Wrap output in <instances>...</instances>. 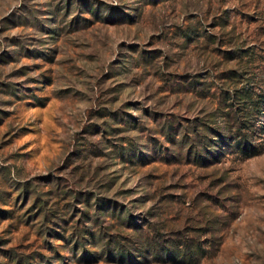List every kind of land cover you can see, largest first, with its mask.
Wrapping results in <instances>:
<instances>
[{
    "label": "rangeland",
    "instance_id": "1",
    "mask_svg": "<svg viewBox=\"0 0 264 264\" xmlns=\"http://www.w3.org/2000/svg\"><path fill=\"white\" fill-rule=\"evenodd\" d=\"M262 57L264 0H0V264H264V150H206Z\"/></svg>",
    "mask_w": 264,
    "mask_h": 264
},
{
    "label": "trees",
    "instance_id": "2",
    "mask_svg": "<svg viewBox=\"0 0 264 264\" xmlns=\"http://www.w3.org/2000/svg\"><path fill=\"white\" fill-rule=\"evenodd\" d=\"M249 50L250 49H247L242 52L245 58H247L248 62L250 61L251 56H253L252 51ZM260 61L264 62L263 57ZM229 74L230 76L235 77L234 75H231L233 74L232 71H230ZM240 89L241 90L237 91H239L244 96L243 102H248V104H246L247 108L242 109V122L239 123L237 128L232 133L231 137H225L224 135L216 134L215 138H210V142L206 145V150L208 152H210L211 150L216 151L215 147L221 146V148L223 149V147L225 148V146H232L242 158H250L260 154L264 150L263 143H254V139L252 138V136L256 131L255 129H253L252 125L249 124L251 123L250 118H252V116H255L253 118H257V116H260L264 113V93H257L255 94V96H253V93L244 90V87H241ZM245 111L246 113H244ZM126 256H128V260H132V258L130 257V253L126 255L124 253L119 254L120 258H126ZM133 260L136 263L141 264V261H137L138 259H135V257Z\"/></svg>",
    "mask_w": 264,
    "mask_h": 264
}]
</instances>
